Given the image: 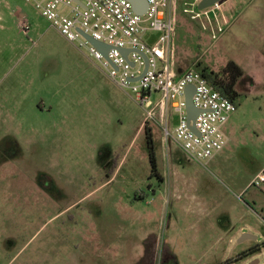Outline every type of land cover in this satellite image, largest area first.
Masks as SVG:
<instances>
[{"label": "rangeland", "instance_id": "obj_1", "mask_svg": "<svg viewBox=\"0 0 264 264\" xmlns=\"http://www.w3.org/2000/svg\"><path fill=\"white\" fill-rule=\"evenodd\" d=\"M200 1H176L175 68L246 73L203 162L165 142L161 108L147 121L159 92L140 106L33 3L0 0V264H264V30L222 15L264 0H223L210 23L185 12Z\"/></svg>", "mask_w": 264, "mask_h": 264}, {"label": "built area", "instance_id": "obj_2", "mask_svg": "<svg viewBox=\"0 0 264 264\" xmlns=\"http://www.w3.org/2000/svg\"><path fill=\"white\" fill-rule=\"evenodd\" d=\"M25 1L33 3L51 27L68 41L80 50L86 49L91 59L101 63L112 81L131 91L140 106L149 101L153 92L161 94L160 103L147 112L146 119L155 120L157 110L161 108L159 125L166 143L173 141L198 162L212 159L227 146L224 126L237 112V103L217 90L196 69H189L180 76L176 73L174 7L177 0H146L149 8L144 14L135 12L128 0ZM220 9L221 3H218L204 11L187 7L185 12L193 19L203 18L210 23L211 12ZM19 26L26 33L30 30L29 20L25 17ZM83 33L110 46L109 60ZM150 33H158L159 37L151 41L147 38ZM123 49L130 50L128 59L122 54ZM141 52L148 57L149 67L145 73L146 61ZM137 77H140L138 81H132ZM188 85L195 86L193 101L200 110L192 123H189L186 108ZM169 108L179 116V124L173 129ZM191 124L197 132L191 129ZM263 183L264 173H260L252 185L259 187Z\"/></svg>", "mask_w": 264, "mask_h": 264}, {"label": "water", "instance_id": "obj_3", "mask_svg": "<svg viewBox=\"0 0 264 264\" xmlns=\"http://www.w3.org/2000/svg\"><path fill=\"white\" fill-rule=\"evenodd\" d=\"M75 2L79 3L78 0H74ZM131 2V4L133 5L134 11L140 14H144L146 13V11L149 8V3L146 0H128ZM223 0H201L198 3V9L201 11L207 10L213 6H215L218 3H221ZM83 35L85 36V38L93 45L95 46L103 55L106 59L109 60V50H110V46L98 41L94 38H92L91 36L83 33ZM122 54L124 55L125 58L128 59V54L130 52L129 49H123L121 50ZM141 54L143 55L145 61H146V68L144 73L148 70L149 67V63H148V57L141 52ZM132 66H134L133 62H130ZM143 73V74H144ZM141 77V76H140ZM140 77L137 78H132V81H138L140 79ZM186 108H187V113H188V120L189 123L195 122L197 116L200 113V110L195 106L194 101H193V96L195 94V86L194 85H188L186 90ZM191 129L195 132H197L196 127L194 125L191 124ZM250 238H254L248 234H244L243 237L240 239V242L245 241L246 239H250ZM255 264V263H253Z\"/></svg>", "mask_w": 264, "mask_h": 264}, {"label": "trees", "instance_id": "obj_4", "mask_svg": "<svg viewBox=\"0 0 264 264\" xmlns=\"http://www.w3.org/2000/svg\"><path fill=\"white\" fill-rule=\"evenodd\" d=\"M198 10V8H196ZM196 70L200 71L202 75L222 94L228 96L234 102L242 97L241 91L238 88V83L242 77L246 75L244 69L235 61L231 60L227 65L220 71L215 72L211 70L208 66L198 63ZM178 76L182 75L184 71L176 69ZM151 137V135H149ZM151 142V138H150ZM151 161L154 169H156V158L153 153H151ZM244 254L241 257H244Z\"/></svg>", "mask_w": 264, "mask_h": 264}, {"label": "crops", "instance_id": "obj_5", "mask_svg": "<svg viewBox=\"0 0 264 264\" xmlns=\"http://www.w3.org/2000/svg\"><path fill=\"white\" fill-rule=\"evenodd\" d=\"M222 6V5H221ZM240 9L241 15L244 14L247 17H249L248 21H251V19H253L254 16H256V19H253L252 21L256 20L259 22H262L260 24V27H262V29L264 30V2L261 3H255V6L252 7V4H248L245 7H240L239 5H232V6H228L225 11H223L222 15L224 16V18L226 19H232V20H236V18H240L238 16V10ZM250 10V11H249ZM151 41H153L152 39H150ZM182 69V68H181ZM189 69L192 68H188L187 66H184L183 69L181 71H188ZM233 117V115H232ZM231 117V118H232ZM230 118V119H231ZM258 176V175H257ZM256 176V177H257ZM253 182V181H252Z\"/></svg>", "mask_w": 264, "mask_h": 264}]
</instances>
